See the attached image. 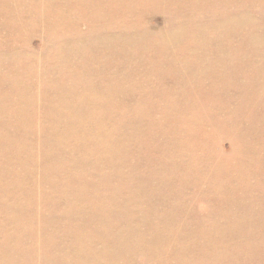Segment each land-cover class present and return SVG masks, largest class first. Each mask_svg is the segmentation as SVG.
<instances>
[{"label": "rangeland", "instance_id": "374dc122", "mask_svg": "<svg viewBox=\"0 0 264 264\" xmlns=\"http://www.w3.org/2000/svg\"><path fill=\"white\" fill-rule=\"evenodd\" d=\"M110 1L114 2L113 8L117 10L114 18L109 16L111 11L107 10L105 0L94 2L89 9L86 7L87 10L85 7H77L74 0H0V264L4 261L6 263L3 264H12V261H17L15 264H26L27 261L28 264H264V194H260L264 193V77L255 75L254 78L251 72L254 70L252 62L264 65V0H213L214 3L211 0H123L118 7L115 2L120 0ZM198 1H203V4ZM189 4H192L193 10ZM98 5L104 11L97 10ZM181 6L182 9L179 8ZM196 7L199 8L195 9ZM60 8L63 9L60 11ZM198 9L201 11L197 12ZM20 10L30 14L31 18L24 20L19 29L9 21ZM109 18L111 22L107 21ZM222 25L232 29L231 35L220 37L221 32L218 34L217 30ZM6 29L15 31L7 32ZM150 29L155 33L150 32ZM123 31L127 35L122 34ZM170 32H176L174 35L178 39L176 42L173 40L174 43L166 38ZM134 38L138 39L133 40ZM145 40H148L147 43ZM223 44L233 51L225 53L229 49H223ZM94 47L106 50H102L94 58ZM124 47L126 54L118 53L117 49ZM134 48H138L137 51ZM111 51V54L108 53ZM141 51L142 57L139 58L137 53ZM180 52L186 54L185 58L191 66L199 63L205 67V77L193 75L189 78L183 75L179 59L176 58V54ZM116 56H119L118 60ZM120 57L125 58L124 61ZM104 60L107 61L105 66L102 64ZM68 61L69 65L65 64ZM140 63H144V67ZM136 64L140 65L136 67ZM105 69L108 72L110 70L109 76ZM132 69L135 71L134 78L127 74H133ZM150 70L156 71V75L154 72L149 74ZM14 71H19L20 76H16ZM140 71H144L143 75ZM101 73L104 74L101 79L105 80L107 76V81L100 79ZM110 77H115L114 80L121 78L116 81L124 88L122 85L120 88L112 78L110 83ZM253 78V83L246 80ZM99 82L103 84L98 86ZM189 82L200 83L204 87L190 89ZM31 83L35 85L33 94L28 90ZM257 84L263 88L252 87ZM93 85L99 91H93ZM217 85L223 89L215 91ZM89 93L94 98L99 94L97 99L105 101L99 111L104 120L107 118L106 122L102 119L105 124L102 125V121L98 123L96 118V125L99 124L101 131L95 125V118L92 119L96 113L95 106L87 105V118L82 112H78L82 108L79 107V102H93ZM152 96L157 98L155 106L147 104V97ZM182 96L184 106L187 107L185 109L191 110V113L185 111ZM123 105L129 109H119ZM133 105L135 109L132 108ZM171 105L174 111L170 109ZM176 106L182 107L184 111L176 109ZM115 108L119 111L117 109L115 112ZM177 110L182 112L179 118L174 117ZM99 118L100 121L101 117ZM196 120L202 121L200 123ZM113 124L118 127L114 129ZM92 126L95 131H92ZM193 126L198 127L197 135L191 131ZM86 127L89 129H85ZM90 128L92 132H89ZM106 128L110 131L107 132ZM172 128L178 129L174 131ZM162 130L170 133L166 131L161 134ZM105 132L111 134L107 135ZM170 134L172 135L169 136ZM163 135L166 136L162 137ZM175 135L177 138L180 135L178 140L182 136L180 141H184L175 143L176 147L172 143L174 140H171ZM98 136L106 140L103 141ZM164 138L165 142L170 138L167 144L161 141ZM105 141L108 144L111 141L112 144L110 150L106 149V154ZM184 143L190 147L186 148ZM99 144L104 150L99 148ZM169 146L173 149H168ZM148 151L154 152L153 157ZM155 153H161L162 159L167 158L168 153L171 158L175 154L174 165H189V170L184 173L187 176L186 182L178 183L170 175H157L164 169L167 171L168 164L166 159L163 161ZM91 154L93 155L90 156ZM147 157L149 161L146 160ZM86 159L89 161L86 162ZM144 161L147 162L142 165L141 162ZM142 171L144 175L140 174ZM144 176L148 178L145 180ZM168 182L169 185H166ZM170 183H174L173 188ZM160 184L164 186L161 187ZM182 184L184 185L181 186ZM146 185L149 187L144 196L145 192L142 195V191L147 190ZM155 186H158L157 189ZM179 187L182 188L181 192ZM164 189L168 193L171 189V193H166ZM176 191L182 193V196ZM163 193L169 197L166 196V199ZM170 195H175V198L177 196V202ZM183 197L186 198L183 200ZM169 199H173L170 204ZM174 201L182 207L174 205ZM146 205L152 212H148ZM153 212L159 215L156 216ZM162 213L163 218L159 219ZM20 221L23 226L19 225ZM152 223L155 227L149 225ZM25 226H29V229L33 226L36 231L27 234L28 231L24 232L27 229ZM107 240L110 245L112 243L111 246ZM60 242L68 243L63 245Z\"/></svg>", "mask_w": 264, "mask_h": 264}, {"label": "bare ground", "instance_id": "6f19581e", "mask_svg": "<svg viewBox=\"0 0 264 264\" xmlns=\"http://www.w3.org/2000/svg\"><path fill=\"white\" fill-rule=\"evenodd\" d=\"M1 1H2V0H1ZM9 1H10V0H9ZM23 1H24V0H23ZM44 1H45V0H44ZM50 1H51V0H50ZM74 1H75V4H76L77 7H79V8H80V7H85V10H87L86 7L89 9L90 6H93L94 2L103 1V0H74ZM105 1L107 2V10L111 11V14H110L109 16L112 17V18L116 17V16H117V10L113 8V3H114V2H111L110 0H105ZM124 1H125V0H124ZM164 1H165V0H164ZM186 1H187V0H185V2H186ZM203 1H204V0H203ZM203 1H202V2H201V1L199 2V1H198V2L203 4ZM211 1H213V0H211ZM215 1H216V0H215ZM223 1H224V0H223ZM223 1H221V2H223ZM228 1H230V0H228ZM228 1H227V2H228ZM241 1L243 2V0H241ZM122 2H123V0H120V2H115V3L117 4V7H118V5H119V4H122ZM172 2H173V1H172ZM183 2H184V1H183ZM190 2H191V1H190ZM198 2H197V3H198ZM204 2H205V1H204ZM216 2H217V1H216ZM233 2H234V0H233ZM181 3H182V2H181ZM213 3H214V1H213ZM15 4H17V3H15ZM171 4H172V3L170 2V5H171ZM202 4H201V5H202ZM2 5H3V4H2ZM59 5H60V4H59ZM170 5H169V6H170ZM173 5H174V4H173ZM185 5H186V4H185ZM191 5H192V4H189V7H190V9L193 10V7H191ZM195 5H196V3H195ZM197 5H199V4H197ZM64 6H65V5H64ZM67 6H68V4H67ZM187 6H188V4H187ZM57 7H58V6H57ZM173 7H175V6H172V8H173ZM189 7H188V8H189ZM2 8H3V7H2ZM179 8L182 9V6L179 7ZM183 8H184V7H183ZM188 8H187V10H188ZM197 8H199V7H196L195 9H197ZM200 8H201V6H200ZM13 9H14V8H13ZM61 9H63V8H60V11H61ZM83 9H84V8H83ZM184 9L186 10V8H184ZM195 9H194V10H195ZM78 10H80V9H78ZM97 10H103V11H104V9L101 7V5H98V6H97ZM130 10H131V9H130ZM134 10H135V9H134ZM173 10H174V9H173ZM177 10H179V9H177ZM68 11H69V10H68ZM76 11H77V10H76ZM170 11H171V10H170ZM199 11H201V10L198 9L197 12H199ZM46 12H47V11H46ZM100 12H101V11H100ZM100 12H99V14H100ZM173 12H176V10L173 11ZM178 12H179V11H178ZM180 12H183V10H182V11L180 10ZM185 12H186V11H185ZM185 12H184V13H185ZM188 12H189V10H188ZM195 12H196V11H195ZM195 12H194V13H195ZM32 13H33V12H32ZM44 13H45V12H44ZM51 13H52V10H51ZM85 13H86V12H85ZM89 13H90V12H89ZM60 14H61V13H60ZM66 14H67V13H66ZM90 14H91V13H90ZM125 14H126V13H125ZM179 14H180V13H179ZM186 14H187V12H186ZM190 14H193V12L190 13ZM190 14H189V15H190ZM45 15H46V13H45ZM47 15H48V13H47ZM94 15H95V13H94ZM94 15H93V16H94ZM120 15H121V14H120ZM181 15H182V14H181ZM187 15H188V14H187ZM9 16H10V15H9ZM65 16H66V15H65ZM79 16H81V15H79ZM91 16H92V14H91ZM95 16H98V18H99V15H95ZM95 16H94V17H95ZM102 16H103V15H102ZM102 16H101V17H102ZM126 16H127V15H126ZM230 16H231V15H230ZM118 17H120V16H118ZM243 17H244V16H243ZM247 17H249V16H247ZM247 17H245V19H246ZM29 18H31L30 14H28L27 12H25V11H23V10H20V11H18L15 15H12V16L10 17V21H9V22L12 23L15 27H18V28L20 29V28H21V25H22V23H23V21L26 20V19H29ZM84 18H85V17H84ZM122 18H123V17H122ZM124 18H125V17H124ZM241 18H242V17H241ZM241 18H240V19H241ZM91 19H93V18H91ZM91 19H90V20H91ZM96 19H97V18H96ZM100 19H101V18H100ZM104 19H105V18H104ZM230 19H231V18H230ZM78 20H80V19H78ZM88 20H89V19H88ZM109 20H110V21H109ZM116 20H117V19H116ZM116 20H115V22H117ZM123 20H124V19H123ZM129 20H130V19H129ZM129 20H128V21H129ZM249 20H250V19H249ZM84 21H85V19H84ZM96 21H98V20H96ZM96 21H95V22L93 21V22L96 23ZM101 21H102V20H101ZM101 21H100V22H101ZM107 21L111 22V19L109 18ZM251 21H252V20H251ZM112 22H113V20H112ZM126 22H127V21H126ZM235 22H236V20H235ZM235 22H233V23H235ZM243 22H244V21H243ZM67 23H68V22H67ZM71 23H72V22H71ZM75 23H77V22H75ZM107 23H108V22H107ZM107 23H106V24L103 23V24H104V25H108ZM129 23H130V22H129ZM129 23H128V24H129ZM132 23H133V22H132ZM134 23H135V22H134ZM228 23H230V22H228ZM241 23H242V22H241ZM244 23H245V22H244ZM248 23H249V22H248ZM68 24H69V23H68ZM79 24H80V23H79ZM86 24H87V23H86ZM91 24H92V21H91ZM91 24H90V25H91ZM110 24H111V23H110ZM110 24H109V25H110ZM124 24H125V23H124ZM126 24H127V23H126ZM126 24H125V25H126ZM246 24H247V23H246ZM250 24H252V23H250ZM73 25H74V24H73ZM88 25H89V23H88ZM100 25H101V24H100ZM229 25H230V24H229ZM236 25H237V24H236ZM252 25H253V24H252ZM98 26H99V25H98ZM122 26H123V25H122ZM128 26H129V25H128ZM131 26H132V24H131ZM131 26H130V27H131ZM185 26H186V25H185ZM185 26H184V27H185ZM211 26H212V25H211ZM234 26H235V25H234ZM245 26H246V25H245ZM107 27H109V26H107ZM107 27H106V28H107ZM112 27H113V26H112ZM118 27H119V26H118ZM67 28H69V27H67ZM78 28H79V27H78ZM78 28H77V29H78ZM95 28H97L96 25H95ZM102 28H104V27H102ZM110 28H111V26H110ZM138 28H140V26H139ZM199 28H200V27H199ZM242 28H243V27H242ZM91 29H93V27H92ZM203 29H204V28H203ZM209 29H210V28H209ZM248 29H249V28H248ZM97 30H98V29H97ZM114 30H115V29H114ZM118 30H119V29H118ZM137 30H138V29H137ZM150 30H151V29H150ZM201 30H202V28H201ZM201 30H200V31H201ZM216 30H217V29H216ZM216 30H215V33H216ZM6 31H7V32H12V31H15V30H12V29H6ZM80 31H81V30H80ZM89 31H90V30H89ZM91 31H92V30H91ZM127 31H128V30H127ZM141 31H142V30H141ZM143 31H144V30H143ZM197 31H198V30H197ZM244 31H245V29H244ZM246 31H247V30H246ZM123 32H124V31H123ZM130 32H131V31H130ZM150 32H154V31L151 30ZM172 32H173V31H172ZM220 32H221V33H220ZM154 33H155V32H154ZM175 33H176V32H174V34H175ZM177 33H178V32H177ZM195 33H196V32H195ZM195 33H194V34H195ZM197 33H198V32H197ZM205 33H206V32H205ZM217 33H218V34L220 33V37H227L228 35H231V33H232V29L226 28V27H224V26L222 25L221 28L217 30ZM113 34H115V33L113 32ZM122 34H126V33L124 32V33H122ZM122 34H121V35H122ZM128 34H129V33H128ZM131 34H132V33H131ZM174 34H172V33L170 32V33L166 36V38H167V39H170V40L173 42V40L175 41V40L178 39L177 37H175ZM182 34H184V33H182ZM189 34H190V33H189ZM245 34H247V33H245ZM248 34H249V33H248ZM126 35H127V34H126ZM149 35H150V34H149ZM152 35H153V34H152ZM152 35H151V36H152ZM190 35H191V34H190ZM251 35H252V34H251ZM69 36H70V35H69ZM119 36H120V34H119ZM151 36H150V37H151ZM162 36H163V35H162ZM162 36H161V37H162ZM173 36H174V37H173ZM177 36H179V33H178ZM180 36H181V34H180ZM194 36H195V35H194ZM201 36H202V35H201ZM248 36H249V35H248ZM101 37H102V36H101ZM147 37H148V36H147ZM161 37H160V38H161ZM183 37H184V36H183ZM188 37H189V36H188ZM195 37H196V36H195ZM217 37H218V36H217ZM258 37H259V36H258ZM258 37H256V38H258ZM148 38H149V37H148ZM162 38H163V37H162ZM248 38H249V37H248ZM118 39H119V38H118ZM137 39H138V38H134L133 40H137ZM150 39H151V38H150ZM150 39H149V41H151ZM152 39H153V38H152ZM163 39H164V38H163ZM196 39H197V38H196ZM198 39H200V38H198ZM213 39H214V38H213ZM245 39H246V36H245ZM251 39H252V38H251ZM254 39H255V37H254ZM79 40H80V39H79ZM79 40H77V41H79ZM140 40H142V39H140ZM161 40H162V39H161ZM222 40H223V39H222ZM225 40H228V39H225ZM233 40H234V39H233ZM256 40H258V39H256ZM256 40H255V41H256ZM260 40L263 41V39H261V38H260ZM122 41H123V40H122ZM145 41H146V40H145ZM147 41H148V40H147ZM147 41H146V43H147ZM236 41H237V40H236ZM241 41H242V40H241ZM245 41H246V40H245ZM75 42H76V41H75ZM83 42H84V41H83ZM83 42H82V43H83ZM95 42H96V41H95ZM111 42H112V40H111ZM137 42H138V41H137ZM153 42H155V41L153 40ZM175 42H176V41H175ZM192 42H194V41H192ZM222 42H223V41H222ZM224 42H225V41H224ZM224 42H223V43H224ZM246 42H247V41H246ZM60 43H61V42H60ZM62 43H64V42H62ZM69 43H70V42H69ZM69 43H68V44H69ZM100 43H103V42H100ZM106 43H107V42H106ZM109 43H110V42H109ZM116 43H117V42H116ZM118 43H119V42H118ZM122 43H123V42H122ZM127 43H128V42H127ZM142 43H144V42H142ZM142 43H141L140 45H142ZM173 43H174V42H173ZM232 43H233V42H232ZM237 43H238V42H237ZM259 43H260V42H258V44H259ZM263 43H264V42H263ZM65 44H66V43H65ZM70 44H72V43H70ZM124 44H125V43H124ZM158 44H159V43H158ZM158 44H157V46H158ZM163 44H164V43H163ZM175 44H176V43H175ZM244 44H245V43H244ZM255 44H257V42H256ZM57 45H59V44H57ZM92 45H93V44H92ZM96 45H97V44H96ZM108 45H109V44H108ZM111 45L114 46V44H111ZM126 45H127V44H126ZM128 45H129V44H128ZM136 45H137V44H136ZM145 45H146V44H145ZM148 45H149V43H148ZM169 45H170V44H169ZM173 45H174V44H173ZM194 45H195V44H194ZM232 45H233V44H232ZM241 45H242V44H241ZM38 46H39V45H38ZM38 46H37V47H38ZM60 46H61V45H60ZM60 46H59L58 48H60ZM101 46H102V45H101ZM109 46H110V45H109ZM120 46H122V44H120ZM124 46H125V45H124ZM129 46H130V45H129ZM134 46H135V45H133V47H134ZM142 46H143V45H142ZM149 46H150V45H149ZM153 46H155V45H153ZM160 46H162V45H161V42H160ZM163 46H164V45H163ZM199 46H200V45H199ZM258 46H260V45H258ZM61 47H62V46H61ZM115 47H117L116 44H115ZM118 47H119V46H118ZM130 47H131V46H130ZM139 47H140V46H139ZM139 47H138V48H139ZM169 47H171V46H169ZM172 47H173V46H172ZM215 47H216V46H215ZM223 47H224L223 49H229L228 51H224L225 53H229V54H230V53L233 51L232 48H231V49H230V48H227V47H225L224 44H223ZM235 47H236V46H235ZM247 47H248V46H247ZM256 47H257V45H256ZM98 48H99V46H98ZM98 48L96 49V48L94 47V49H96V50L92 53V55H93L92 57L95 58V57H96L99 53H101V51L103 50V47H102V50H98ZM138 48H137V49H138ZM142 48H143V47H142ZM142 48H141V49H142ZM154 48H155V47H154ZM263 48H264V47H263ZM37 49H38V48H37ZM60 49H61V48H60ZM63 49H64V48H63ZM65 49H66V45H65ZM65 49H64V50H65ZM94 49H93V50H94ZM113 49H114V48H113ZM130 49H131V48H130ZM135 49H136V48H134L133 50H135ZM137 49H136V51H137ZM152 49H153V48H152ZM161 49H162V48H161ZM169 49H170V48H169ZM255 49H256V48H255ZM105 50H106V49H105ZM105 50H103V51H105ZM108 50H109V48H108ZM114 50H115V49H114ZM117 50H119L118 53H123V54L125 53V54H126V47H124V48H120V49H117ZM117 50H115V51H117ZM133 50H132V52H133ZM192 50H193V49H192ZM215 50H216V49H215ZM243 50H244V49H242V51H243ZM18 51H19V50H18ZM57 51H58V50H57ZM65 51H66V50H65ZM127 51H128V50H127ZM136 51H134L135 54H136ZM165 51H166V50H165ZM165 51H164V52H165ZM169 51H170V50H169ZM219 51H220V50H219ZM248 51H249V49H248ZM142 52H143V51H141L140 53H139V52L137 53L138 56H140L139 58L142 57V55H140ZM146 52H147V51H146ZM150 52H151V51H150ZM152 52H153V51H152ZM215 52H216V51H215ZM221 52H222V51H221ZM250 52H251V51H250ZM102 53H103V52H102ZM105 53H106V52H105ZM108 53L111 54L112 51H111V52H108ZM170 53H172V52H170ZM252 53H253V52H251V54H252ZM103 54H104V53H103ZM114 54H115V52H114ZM131 54H132V53H131ZM131 54H130V55H131ZM147 54H148V53H147ZM183 54H184V56H183ZM30 55H31V54H30ZM118 55H119V54H118ZM120 55H122V54H120ZM128 55H129V53H128ZM132 55L135 57L134 53H133ZM166 55H167V53H166ZM185 55H186L185 53H182V54H181V52L176 54V58H177V60L179 59L178 61H179L180 65H181V69H182L183 75L185 74V75L188 76L189 78H191L193 75H196V76H199V77H202V78L205 77V76L203 75V71H205V67L201 66L199 63H198L197 66H195V65H193L194 67L191 66L192 64L187 62V60H186V58H185ZM28 56H29V55H28ZM28 56H26V58H27ZM31 56H32V55H31ZM100 56H103V55L101 54ZM123 56H125V55H123ZM144 56H145V55H144ZM144 56H143V58H144ZM170 56H171V54L169 55V58H170ZM263 56H264V55H263ZM81 57H82V56H81ZM92 57L89 58L90 63H91V60H90V59H92ZM97 57H98V56H97ZM116 57H117V56H116ZM128 57H130V56H128ZM136 57H137V55H136ZM136 57H135V58H136ZM163 57H164V60H165V56H163ZM34 58H35V57H34ZM109 58H110V57H109ZM113 58H114V57H113ZM118 58H119V56L117 57V60H118ZM120 58H121V57H120ZM126 58H127V57H126ZM169 58H168V59H169ZM256 58H257V57H256ZM98 59H99V58H98ZM121 59H122V58H121ZM121 59H120L119 61H121ZM123 59H125V58H123ZM123 59H122V60H123ZM130 59H131V58H130ZM130 59H129V60H130ZM172 59H174V58H172ZM259 59H260V58H259ZM9 60H11V59L9 58ZM12 60H13V59H12ZM23 60H24V59H23ZM65 60H66V59H65ZM93 60H94V59H93ZM96 60H97V58H96ZM99 60H101V59H99ZM114 60H115V59H114ZM114 60H113V61H114ZM133 60H134V59L132 58V61H133ZM141 60H142V59H141ZM86 61H88V60H86ZM97 61H98V60H97ZM105 61H106V60H104V63H105V64L102 63L103 66L106 65V62H107V61H106V62H105ZM108 61H110V60H108ZM115 61H116V60H115ZM123 61H124V60H123ZM127 61H128V59H127ZM127 61H126V62H127ZM132 61H131V62H132ZM136 61H138V59H137ZM136 61H135V62H136ZM170 61H171V60H170ZM170 61H169V62H170ZM101 62H102V61H101ZM110 62H111V61H110ZM121 62H122V61H121ZM126 62H125V63H126ZM131 62H129V63H131ZM162 62H164V61L162 60ZM171 62H173V61H171ZM200 62H203V61H200ZM261 62H262V61H261ZM4 63H5V62H4ZM32 63H34V62H32ZM58 63H60V62H58ZM67 63H68V65H69V61L66 62L65 64H67ZM85 63H86V62H85ZM93 63H94V62H93ZM95 63H96V62H95ZM111 63H113V62H111ZM117 63H118V61H117ZM119 63H120V62H119ZM119 63H118V64H119ZM123 63H124V62H123ZM129 63H128V64H129ZM137 63H139V61H138ZM141 63H142V62H141ZM141 63H140V64H141ZM249 63H250V62H249ZM30 64H31V63H30ZM30 64H29V65H30ZM62 64H63V63H62ZM91 64H92V63H91ZM97 64H98V63H97ZM107 64L110 65L109 63H107ZM114 64H115V63H114ZM120 64H121V63H120ZM140 64H138V65L136 64L135 66L137 67V66H139ZM161 64H162V63H161ZM188 64H189L190 66H188ZM31 65H32V64H31ZM54 65H55V64H54ZM57 65H58V64H57ZM95 65H96V64H94V66H95ZM108 65H107V67H108ZM111 65H112V64H111ZM111 65H110V66H111ZM126 65H127V64H125V66H126ZM141 65H142V64H141ZM143 65H144V63H143ZM143 65H142V67H144ZM252 65H253V68H254V70H253V69L251 70V72L253 73L252 76L254 77L255 75H261L262 77H264V65H263L262 63L258 64V63H256V62H254V63L252 62ZM10 66H11V65H10ZM13 66H14V65L12 64L11 67H13ZM64 66H66V65H64ZM103 66H102V67H103ZM110 66H109V67H110ZM112 66H113V65H112ZM117 66H120V65H117ZM117 66H116V67H117ZM125 66H123V67L125 68ZM145 66H147V65H145ZM58 67H59V66H58ZM97 67H98V66H97ZM99 67H100V65H99ZM116 67H115V68H116ZM126 67H127V66H126ZM130 67H131V66H130ZM132 67H133V66H132ZM132 67H131V68H132ZM7 68H8V67H7ZM15 68H16V67H15ZM51 68H52V67H51ZM54 68H55V70H54V69H53V70L56 71V67H54ZM61 68H62V67H61ZM104 68H106V67H104ZM115 68H114V69H115ZM118 68H119V67H118ZM120 68H122V65H121ZM18 69H19V68H18ZM36 69H37V68H36ZM62 69H63V68H62ZM62 69H61V71H62ZM116 69H117V68H116ZM135 69H138V68H134V70H135ZM143 69H144V68H143ZM148 69H149V68H148ZM12 70H13V69H12ZM23 70H24V68H23ZM25 70H26V69H25ZM29 70H30V68H29ZM98 70H99V69H98ZM101 70H102V69H101ZM105 70H106V69H105ZM117 70H118V69H117ZM117 70H115L114 72H116ZM132 70H133V69H132ZM132 70H131V71H132ZM134 70L132 71L133 74H132V73H127V74H128V75L131 74L132 77H133L134 72H135ZM138 70H139V69H138ZM138 70H137V71H138ZM144 70H145V69H144ZM161 70H163V69H161ZM31 71H32V70H31ZM34 71H35V68H34ZM59 71H60V70H59ZM59 71H58V72H59ZM106 71H107V70H106ZM129 71H130V69H129ZM145 71H146V70H145ZM147 71H148V70H147ZM164 71H166V70H164ZM1 72H2V71H1ZM7 72H8V70H7ZM14 72H15V71H14ZM18 72H19V71H18ZM18 72H15L16 76H20V75H19L20 72H19V73H18ZM32 72H33V71H32ZM37 72H38V71H37ZM44 72H45V70H44ZM91 72H92V71H91ZM94 72H96V70H94ZM107 72H108V71H107ZM107 72H105V73H107ZM109 72H110V70H109ZM109 72H108V76H109ZM111 72H112V70H111ZM117 72H118V71H117ZM141 72H142V75H143V72H144V71H140V73H141ZM150 72H151V70H150ZM150 72H149V74H154L156 71L154 72V70H152V72H154V73H152V72L150 73ZM162 72H163V71H162ZM174 72H175V71H174ZM179 72H180V71H179ZM2 73H3V72H2ZM2 73H1V74H2ZM33 73H34V72H33ZM39 73H40V72H39ZM39 73H38V74H39ZM103 73H104V71H103ZM118 73H119V72H118ZM165 73H166V72H165ZM170 73H171V72H170ZM248 73H249V72H248ZM34 74H35V73H34ZM36 74H37V73H36ZM43 74H44V73H43ZM43 74H42L41 76H43ZM97 74H98V73H97ZM113 74H114V73H113ZM119 74H120V73H119ZM137 74H138V72H137ZM137 74L135 73V75H137ZM163 74H164V73H163ZM166 74H167V73H166ZM178 74H179V73H178ZM32 75H33V74H32ZM51 75H52V74H51ZM102 75H104V74H102V73L100 74V79H101ZM110 75H111V74H110ZM145 75H146V74H145ZM145 75H144V76H145ZM147 75H148V72H147ZM147 75H146L145 77H148ZM155 75H156V73H155ZM48 76H49V74H48ZM105 76H106V74H105ZM105 76H104V77H105ZM111 76H113V75H111ZM116 76H117V75H116ZM152 76H153V75H152ZM152 76H151V77H152ZM168 76H169V75H168ZM24 77H25V76H24ZM106 77H107V76H106ZM106 77H105V80H104V78H102L103 80H102V79H101V80H102V81H107V80H106ZM121 77H123V75H122ZM128 77H129V76H128ZM134 77H135V76H134ZM134 77H133V78H134ZM141 77H142V76H141ZM246 77H247V76H246ZM28 78H29V74H28ZM33 78H34V77H33ZM43 78H44V77H42V79H43ZM107 78H108V77H107ZM111 78L113 79V78H115V77H110V78H109V79H110V83H112V81H111L112 79H111ZM133 78H132V79H133ZM143 78H144V77H143ZM152 78H154V80H155V77H154V76H153ZM156 78H157V77H156ZM247 78H248V77H247ZM254 78H255V77H254ZM254 78H253V79H246V80L249 81V82H252V83H253V82H254ZM37 79H38V78H37ZM37 79H36V81H37ZM47 79H48V78H47ZM57 79H58V78H57ZM100 79H99V75H98V80H100ZM109 79H108V81H109ZM129 79H131V77H130ZM145 79H147V78H145ZM150 79H151V78H150ZM169 79H170V78H169ZM176 79H177V80H182V78H176ZM0 80H1V79H0ZM6 80H7V81H10V80L7 79V78H6ZM12 80H13V79H12ZM29 80H30V78H29ZM29 80H28V81H29ZM32 80H34V79H32ZM113 80H114V79H113ZM116 80L119 81V80H121V78H120V79H116ZM116 80H114V81H116ZM170 80H171V79H170ZM114 81H113V82H114ZM132 81H133V80H132ZM135 81H136V80H135ZM143 81H144V80H143ZM148 81H150V80L148 79ZM155 81H157V80H155ZM247 81H246V83H247ZM26 82H27V81H26ZM133 82H134V81H133ZM144 82H147V81H144ZM158 82H159V81H158ZM101 83L103 84V82H101ZM101 83L99 82V83H98V86H99V84H101ZM104 83H105V82H104ZM118 83H119V82H118ZM153 83H154V82H153ZM189 83H190V82H189ZM9 84H10V83H9ZM35 84H36V83H35ZM105 84H107V83H105ZM114 84H115V83H114ZM116 84H117V81H116ZM116 84H115V85H116ZM119 84H120V83H119ZM119 84H117V85L119 86ZM140 84H143V83H140ZM147 84L149 85V83H147ZM183 84H184V82H183ZM10 85H11V84H10ZM33 85H34V84L31 83V84H30V87L28 88V90H29L32 94H33V92H34V87H33ZM107 85H108V84H107ZM121 85H122V84H121ZM121 85H120V86H121ZM148 85H147V86H148ZM150 85H152V84H150ZM5 86H7V83H6ZM34 86H35V85H34ZM120 86H119V87H120ZM136 86H137V84H136ZM143 86H144V85H143ZM143 86H142V87H143ZM155 86H156V85H155ZM1 87H3V86H1ZM91 87H92L93 91H94V89L97 88L95 85H93V86H91ZM100 87H101V85H100ZM105 87H106V85H105ZM115 87L117 88V86H115ZM139 87H140V86H139ZM186 87H187V86H186ZM189 87H190V89H196V88L199 89V88H203L204 86H203V84H200V83H199V84H198V83H190V84H189ZM227 87H228V86H227ZM252 87H254V88L258 87V88H260V89L263 88V87H260V85H258V84H257V85H252ZM10 88H11V87L9 86L8 89L10 90ZM101 88H103V87H101ZM120 88H121V87H120ZM122 88H124L123 85H122ZM143 88H144V87H143ZM187 88H188V87H187ZM233 88H234V87H233ZM244 88H245V87H244ZM248 88H249V87H248ZM1 89H3V88H1ZM4 89L6 90L7 87H5ZM4 89H3V91H4ZM8 89H7V90H8ZM90 89H91V88H90ZM157 89H158V87H157ZM221 89H223V88H222V87H219V85L215 86V91H217V90H221ZM236 89H237V88H236ZM236 89H235V90H236ZM252 89H253V88H252ZM7 90H6V91H7ZM96 90L99 91V89H96ZM207 90H208V89H207ZM229 90H230V89H229ZM240 90H241V89H240ZM242 90H243V89H242ZM100 91L102 92V89H101ZM104 91H105V90H104ZM104 91H103V93H104ZM238 91H239V90H238ZM208 92H209V91H208ZM234 92H235V91H234ZM239 92H240V91H239ZM92 93H93V92H92ZM98 93H99V92H98ZM240 93H241V92H240ZM248 93H249V92H248ZM83 94H84V93H82V95H83ZM86 94H87V93H86ZM89 94H90V93H89ZM45 95H46V94H45ZM80 95H81V94H80ZM90 95H91V94H90ZM98 95H99V94H98ZM98 95H97V98L99 97ZM108 95H109V94H108ZM225 95H226V94H225ZM243 95H244V94H243ZM105 96H106V95H105ZM169 96H170V95H169ZM251 96H252V95H251ZM101 97L104 98V96H102V95H101ZM131 97H132V96H131ZM180 97H181V95H180ZM216 97H217V96H216ZM245 97H246V96H245ZM91 98H92L93 102L83 101V102H79V103H78L79 107H82L80 110H78V112H82L83 115H84V117L87 118V117H88V113H87V111H85L86 109H88V108H87V105H93V106H95V112H96V113L92 116V119L95 118V122L98 120L97 122H98V123H101V121H102V119H103V117H102L103 114H100L99 111H100V110L102 109V107L105 105V101H103V100L100 101V98H99V99L94 98L92 95H91ZM132 98H133V97H132ZM184 98H185V97H184ZM218 98H219V97H218ZM230 98H232V97H230ZM95 99H97V101H96ZM182 99H183V96H182ZM216 99H217V98H216ZM98 100H99V101H98ZM26 101H27V100H26ZM130 101H131V100H130ZM182 101L184 102V99H183ZM194 101H195V100H194ZM219 101H221V100L219 99ZM120 102L123 103V101H120ZM156 102H157V98H156L155 96L147 97V104H148V105H150V106H155V105H156ZM179 102H181V101H179ZM216 102H218V99H217ZM250 102H251V101H250ZM253 102H254V101H253ZM257 102H258V101H257ZM49 103H50V102H49ZM55 103H56V102H55ZM114 103H115V102H114ZM159 103H160V102H159ZM159 103H158L157 105H159ZM174 103L177 104V102H174ZM186 103H187V102H186ZM197 103H198V101H197ZM258 103H260V102H258ZM126 104H127V103H126ZM126 104L124 103V105H126ZM128 104H129V102H128ZM160 104H161V103H160ZM218 104H219V103H218ZM260 104H261V103H260ZM116 105H118V102H117ZM121 105H122V104H121ZM124 105H123V108H119V109H123V110H125L124 108H125L126 106L124 107ZM129 105H130V104H129ZM169 105H170V104H169ZM173 105H175V104H173ZM184 105H185V102L183 103V106H184ZM66 106H67V105H66ZM130 106H132V104H131ZM252 106H253V105H252ZM117 107H118V106H117ZM119 107H122V106H119ZM171 107H172V105H171ZM171 107H170V109H173V111H174V108H173V107L171 108ZM176 107H177V106H176ZM189 107H190V105H189ZM224 107H226V106H224ZM262 107H263V106H262ZM85 108H86V109H85ZM126 108L129 109L128 106H127ZM132 108L135 109L134 105H133ZM161 108H162V107H161ZM165 108H166V107H165ZM167 108H169V107H167ZM178 108H181V109H182V107H180V106H178L176 109H178ZM185 108H187V107L184 106V109H185ZM117 109H118V108H117ZM117 109L115 108V112H116ZM119 109H118V111H119ZM170 109H168V110H170ZM181 109H180V110H181ZM131 110H132V109H131ZM157 110H158V109H157ZM162 110H163V108H162ZM180 110H177L176 113L174 112V113H175V116H174V117H178V118H179V116L182 115V112H181V111H182L183 109H182L181 111H180ZM195 110H196V109H195ZM224 110H225V109H224ZM126 111H127V110H126ZM126 111H125V112H126ZM133 111H134V110H133ZM159 111H161V110H159ZM163 111H165V109H164ZM183 111H184V110H183ZM185 111H186V112L189 111V113L192 112L191 110H188V109H185ZM190 111H191V112H190ZM197 111H199V110H197ZM200 111H201V110H200ZM228 111H229V110H228ZM115 112H114V114H116ZM121 112H123V111H121ZM125 112H124V113H125ZM128 112H130V110H128ZM128 112H127V113H128ZM170 112H171V111H170ZM163 113H164V112H163ZM168 113H169V112H168ZM174 113H173V114H174ZM183 113H184V112H183ZM193 113L195 114V111H193ZM193 113H192V115H193ZM225 113H227V111H226ZM114 114H112V115H114ZM119 114H120V113H119ZM119 114H118V115H119ZM128 114H129V113H128ZM164 114H165V113H164ZM169 114H171V113H169ZM186 114H187V113H186ZM126 115H127V114H126ZM129 115H130V114H129ZM196 115H198V113H197ZM172 116H173V115H172ZM183 116H184V115H183ZM187 116H188V115H187ZM99 117H101V120H100V121H99V119H100ZM105 117H107V116L105 115ZM110 117H111V116H109V118H110ZM112 117H113V116H112ZM114 117H115V116H114ZM114 117H113V118H114ZM170 117H171V116H170ZM191 117H192V116H191ZM96 118H97V120H96ZM184 118H185V117H184ZM197 118H198V117H197ZM248 118H249V117H248ZM106 119H107V118H105V120H104V119H103V120L106 122ZM189 119H192V118H189ZM194 119H196V118H194ZM237 119H238V118H237ZM108 120H109V119H108ZM108 120H107V121H108ZM177 120H178V119H177ZM179 120H180V119H179ZM192 120H193V119H192ZM104 121H102V123H101L102 125H103ZM110 121H111V120H110ZM180 121L182 122V120H180ZM198 121L201 123L202 120H198ZM198 121L196 120V122H198ZM95 122L93 121L92 123H95ZM97 122L95 123V125L97 124ZM177 122H178V121H177ZM177 122H176V124H177ZM194 122H195V121H194ZM92 123H91V124H92ZM185 123H186V122H185ZM200 123H199V127H200ZM19 124H20V123H19ZM88 124H89V123H88ZM104 124H105V123H104ZM178 124H180V123H178ZM182 124L184 125L183 122H182ZM205 124H206V123H205ZM89 125H90V124H89ZM102 125H101V126H102ZM118 125H119V123H118ZM118 125H116V126L118 127ZM190 125H191V123H190ZM194 125H196V124H194ZM197 125H198V124H197ZM87 126H88V125H87ZM122 126H123V125H122ZM181 126H182V125H181ZM90 127H91V125H90ZM92 127H93V126H92ZM96 127L98 128V127H99V124H98V126L96 125ZM112 127H113V128L115 127L114 124H113ZM117 127H115V128H117ZM119 127H121V126H119ZM123 127H124V126H123ZM179 127H180V126H178V128H179ZM87 128H88V127H86L85 129H87ZM93 128H94V130L92 129V131H95V127H93ZM102 128H103V126H102ZM102 128H101V129H102ZM109 128H110V127H109ZM109 128H108V129L106 128V129H107V132H108ZM115 128H114V129H115ZM178 128H176L175 130H177ZM200 128H201V127H200ZM237 128H238V127H237ZM83 129H84V127H83ZM88 129H89V128H88ZM120 129H121V128H120ZM180 129H181V127H180ZM202 129H203V127H202ZM205 129H206V128H205ZM239 129H240V128H239ZM239 129H238V130H239ZM241 129H242V128H241ZM98 130H100V127H99ZM98 130H96V132H97ZM104 130H105V129H104ZM111 130H112V129H111ZM125 130H126V129H125ZM125 130H124V131H125ZM168 130H169V129H168ZM172 130H174V128H172ZM175 130H174V131H175ZM182 130H183V129H182ZM189 130H190V129H189ZM242 130H243V129H242ZM64 131H65V130H64ZM82 131H83V130H82ZM84 131H88V130H84ZM90 131H91V128H90L89 132H90ZM92 131H91V132H92ZM100 131H101V130H100ZM100 131H99V132H100ZM105 131H106V130H105ZM109 131H110V130H109ZM117 131H118V130H117ZM117 131H114V132H117ZM121 131H122V130H121ZM166 131H167V130H166ZM166 131L162 130L160 133L163 134L162 132H164V134H165ZM191 131H192L193 133L196 134V133L198 132V127L193 126V127L191 128ZM204 131H205V130H204ZM206 131H207V129H206ZM62 132H63V131H62ZM62 132H61V133H62ZM96 132H95L94 134H96ZM103 132H104V131H102V135H104ZM118 132H119V131H118ZM167 132H169V131H167ZM186 132H187V131H186ZM64 133H65V132H64ZM83 133H85V132H83ZM97 133H98V132H97ZM105 133H106V132H105ZM157 133H158V132H157ZM160 133H159V134H160ZM169 133H170V132H169ZM171 133H172V131H171ZM176 133H177V131H176ZM181 133H182V132H180L179 134L181 135ZM106 134L108 135L109 133H106ZM110 134H111V133H110ZM110 134H109V135H110ZM112 134H115V133H112ZM167 134H168V133H167ZM167 134H166V135H167ZM172 134L174 135V132H173ZM172 134H170L169 136H171ZM186 134H187V133H186ZM186 134H185V135H186ZM203 134H204V133H203ZM209 134H210V133H209ZM98 135H99V133H98ZM166 135H163L162 137H165ZM180 135L178 136V138L180 137ZM185 135H184V136H185ZM196 135H197V134H196ZM205 135H206V134H205ZM100 136H101V133H100ZM104 136H105V135H104ZM104 136H102V137H104ZM160 136H161V135H160ZM169 136H168V137H169ZM192 136H193V135H192ZM202 136H203V135H202ZM98 137H99V136H98ZM111 137H114V136H111ZM111 137H110V138H111ZM208 137H209V136H208ZM99 138H101V137H99ZM106 138H107V137H106ZM108 138H109V137H108ZM108 138H107V139H108ZM110 138H109V139H110ZM116 138H117V137H116ZM159 138H160V137H159ZM159 138H158V141H159ZM175 138H176L177 140H176ZM178 138H177V135H175L174 139H171V140H174V141H172V143H174V144H173L174 146H175V143H178V144H180V142L182 143L183 140L180 141V139L182 138V136H181V138H180L179 140H178ZM186 138H187V136H186ZM186 138H183V139H186ZM196 138H197V136H196ZM101 139H102V140H103V139L106 140L105 138H101ZM101 139H99V141H101ZM112 139H114V138H112ZM169 139H170V138H168L167 140L169 141ZM104 140H103V141H104ZM154 140H155V139H154ZM187 140H188V139H187ZM205 140H206V139H205ZM205 140H204V141H205ZM103 141H102V142H103ZM111 141H113V140H111ZM111 141H110V144H108L109 142H106V141H105L108 145H107L106 143H104V144H106V146H104V148H105L104 154H106V149H107V150H110V149H111V145H112V144H111ZM158 141H157V143H158ZM161 141H164L163 143H166V144H167V142H168V141L165 142V138H164L163 140H161ZM177 141H178V142H177ZM183 142H184V141H183ZM198 142H199V140H198ZM198 142H197V143H198ZM113 143H114V142H113ZM115 143H116V142H115ZM157 143H155V144H157ZM172 143H171V144H172ZM189 143H190V142H189ZM201 143L203 144V142H201ZM118 144H119V143H118ZM171 144H170V146H171ZM205 144H206V143H205ZM102 145H103V143H102ZM115 145H116V144H115ZM120 145H121V144H120ZM184 145H185V143H184ZM191 145H193V146L195 147L194 144L191 143ZM206 145H207V144H206ZM156 146H157V145H156ZM164 146H166V145H164ZM164 146H162V148H163ZM170 146H169L168 149H170V148L173 149V147H170ZM100 147H101V145L99 144V148H100ZM102 147H103V146H102ZM102 147H101V149L104 150ZM120 147H121V146H120ZM166 147H168V145H167ZM175 147H176V146H175ZM177 147H178V146H177ZM185 147L188 148V147H190V146L187 144V145H185ZM258 147H259V146H258ZM258 147H257V148H258ZM153 148H154V147H153ZM153 148H151V149H153ZM157 148H160V147H157ZM179 148H180V147H179ZM179 148H177V149H179ZM101 149H100V150H101ZM160 149H161V148H160ZM160 149H158V150H160ZM180 149L182 150V148H180ZM102 150H101V151H102ZM154 150H155V149H154ZM156 150H157V149H156ZM174 150H175V149H174ZM188 150H189V149H188ZM191 150H192V149H191ZM160 151H162V150H160ZM199 151H200V150H199ZM246 151H247V150H246ZM107 152H108V151H107ZM148 152H150V151H148ZM152 152H153V151L150 152V153H151V156H152ZM158 152H159V151H158ZM167 152H168V150H167ZM173 152H174V151H173ZM173 152H172V153H173ZM248 152H249V151H248ZM102 153H103V151H102ZM150 153H148V155H150ZM153 153H154V152H153ZM174 153H175V152H174ZM181 153H182V152H181ZM181 153H180V154H181ZM155 154H157V153H155ZM160 154H161V153H160ZM160 154L158 153L157 156L159 155V157H160V156H161ZM162 154H163L162 156L165 155V154H164V151H163ZM176 154H179V151H176ZM185 154H186V153H185ZM92 155H93V154H91L90 156H92ZM141 155H142V154H141ZM167 155H168V157L165 158L166 160H165L164 158L162 159V157H160V158H161L163 161L165 160V161L167 162V164H168V167H167L168 170L166 171V169H164L166 172L163 170L164 173L161 171V172L157 173V175H159V176H161V175H163V176H165V175H170V176H171L170 178L173 179V180H175V181H177L178 183H181L182 181H183V182H186L187 176L184 175V173H185V170H186V171L189 170V168H190V167H188L189 165L186 166V165H184V163L182 164V163L180 162V163H181L180 166H179V165L176 166V164L174 165V161H173V159H174L173 156H174L175 154H173L172 158H171V156L169 157V153H168ZM182 155H184V154L182 153ZM142 156H145V155H142ZM187 156H188V158L190 157V155H187ZM148 157H149V156H148ZM148 157L146 158V160L148 159ZM152 157H153V156H152ZM154 157H155V156H154ZM181 157H182V156H181ZM193 157H194V156H193ZM90 158L92 159V157H90ZM90 158H89V159H90ZM143 158H145V157H143ZM160 158H158V159H160ZM176 158H177V157H176ZM179 158H180V156L178 155V159H179ZM186 158H187V157H186ZM91 159H90V160H91ZM93 159H94V158H93ZM141 159H142V158H141ZM155 159H157V158H155ZM180 159H181V158H180ZM180 159H179V160H180ZM191 159H192V158H191ZM198 159H200V158H198ZM144 160H145V159H144ZM149 160H150V159H148V161H149ZM203 160H204V158H203ZM88 161H89V160L86 159V162H88ZM221 161H222V160H221ZM145 162H147V161H144L143 163L141 162V164H142V165H143V164L145 165ZM176 162H177V159H176ZM184 162H185V161H184ZM185 164H187V163L185 162ZM195 164H196V163H195ZM218 164H219V163H218ZM137 165H138V164H137ZM142 165H141V166H142ZM173 166H175V168H174ZM138 167H140V166L138 165ZM143 167H144V166H143ZM155 168H156V167H155ZM139 169H140V168H139ZM157 169H158V166H157ZM159 169H160V168H159ZM199 169H200V168H199ZM224 169H225V168H224ZM136 170H137V169H136ZM138 171H139V170H138ZM154 171H155V170H154ZM133 172H134V171H133ZM151 172H152V170H151ZM143 173H144V171H142V173H140V174L142 175ZM149 173H150V171H148V174H149ZM152 173H153V172H152ZM135 174H136V172H135ZM144 174H145V173H144ZM144 174H143V175H144ZM150 174H151V173H150ZM155 174H156V172H155ZM155 174H154V175H155ZM136 175H138V172H137ZM152 175H153V174H152ZM152 175H151V176H152ZM139 176H140V175H139ZM147 176H148V175H147ZM151 176H150V177H151ZM155 176H156V175H155ZM163 176H162V177H163ZM134 177H135V175H134ZM140 177H141V176H140ZM156 177H157V176H156ZM162 177H158V178H161V179H162ZM136 178H137V177H136ZM142 178H143V177H142ZM147 178H148V177H147ZM147 178H146V176H144V179H145V180H146ZM158 178H156V180H157V182H160V181H158V180H159ZM163 178H164V177H163ZM168 178H169V177H168ZM166 179H167V178H166ZM171 179H170V180H171ZM171 181H172V180H171ZM171 181H169V182H171ZM196 181H197V180H196ZM164 182H166V181H164ZM169 182H168V184L164 183V185H165V184H166V185H169ZM177 182H176V183H177ZM211 182H212V181H211ZM161 183H162V182H161ZM188 183H189V182H188ZM145 184H146V181H145ZM170 184L172 185V183H170ZM148 185H149V181H148ZM157 185H159V183H158ZM160 185H161V184H160ZM162 185H163V184H162ZM162 185H161V187H162ZM164 185H163V186H164ZM173 185H174V183H173ZM173 185L171 186L172 188H173ZM176 185H177V184H176ZM176 185H175V186H176ZM183 185H184V184H182L181 186H183ZM188 186H189V184H188ZM246 186H247V185H246ZM252 186H253V185H252ZM147 187H149V186L146 185V189H147V190H144V189H143V191H142V195H143V192H145L144 196L146 195V191H148V188H147ZM152 187H153V186H152ZM152 187H151V188H152ZM155 187H156V186H155ZM157 187H158V186H157ZM157 187H156V189H157ZM169 187H170V186H169ZM153 188H154V187H153ZM153 188H152V189H153ZM172 188H171V189H172ZM183 188H185V187H183ZM156 189H155V190H156ZM158 189L160 190V188H158ZM162 189H163V188H162ZM167 189H168V188H167ZM171 189H169V190H170L169 193H171ZM175 189H176V188H175ZM178 189H179L180 192H181V189H182V188L180 189V187H179ZM186 189H188V188H186ZM190 189H191V188H190ZM141 190H142V189H141ZM164 190H165V189H164ZM201 190H203V188H202ZM204 190H205V189H204ZM206 190H207V189H206ZM153 191H154V190H153ZM153 191H151V192L154 194ZM160 191L162 192V190H160ZM160 191H159V192H160ZM174 191H175V190H174ZM174 191H172V193H173ZM197 191H198V190H197ZM258 191H259V190H258ZM261 191H262V190H261ZM138 192H139V191H138ZM140 192H141V191H140ZM155 192H157V191H155ZM159 192L157 193V194H158V197H160V196H159V194H160ZM165 192L168 193V191H166V190H165ZM183 192H184V190H183ZM185 192H186V190H185ZM203 192H204V191H203ZM203 192H202V193H203ZM223 192H224V191H223ZM263 192H264V191H263ZM77 193H78V192H77ZM149 193H150V190H149V192L147 193V196H149V195H148ZM166 193H163V195L166 194ZM169 193H168V194H169ZM176 193L178 194L179 192L176 191ZM194 193H195V192H194ZM138 194H140V193H138ZM179 194H180V193H179ZM181 194H182V193H181ZM181 194H180V195H181ZM188 194H189V193H188ZM191 194H192V192H191ZM206 194H208V193H206ZM206 194H205V195H206ZM219 194H220V193H219ZM260 194H264V193H260ZM163 195H161V197H162ZM184 195H187V193L184 194ZM201 195H202V194H201ZM220 195L222 196V194H220ZM144 196H143V197H144ZM147 196H146V199L148 198ZM166 196L169 197L168 195H164L165 198H166ZM170 196H171V198L173 197L172 195H170ZM181 196H182V195H181ZM189 196H190V195H189ZM152 197H153V195H152ZM158 197H155V199L158 198ZM186 197H188V196H186ZM186 197H183V200H184V198H186ZM203 197H206V196H203ZM128 198H129V196H128ZM141 198H142V197H141ZM174 198H175V195H174L173 199H174ZM177 198H178V197L176 196V198H175V201H176V202H177V200H176ZM217 198H218V197H217ZM219 198H220V197H219ZM262 198H264V197L262 196ZM125 199H126V198H125ZM146 199H145V200H146ZM151 199H152V198H151ZM151 199H150V200H151ZM162 199H163V197H162ZM166 199H167V198H166ZM173 199H172V200H173ZM221 199H222V197H221ZM221 199H220V200H221ZM114 200H117V199H114ZM123 200H124V199H123ZM141 200H142V199H141ZM147 200H148V199H147ZM172 200L169 199V201H170L169 204L172 202ZM180 200L182 201L181 198H180ZM124 201H125V200H124ZM139 201H140V200H139ZM167 201H168V200H167ZM175 201H174V203H175ZM216 201H219V200L216 199ZM126 202H127V201H126ZM145 202H146V201H145ZM151 202H153V201H151ZM159 202H160V201H159ZM179 202H180V201H179ZM183 202H184V201H183ZM219 202H221V201H219ZM103 203H104V202H103ZM120 203H121V202H120ZM142 203H143V202H142ZM147 203H148V202H147ZM156 203H157V202H156ZM162 203H163V202H162ZM174 203H173V204H174ZM124 204H125V203H124ZM159 204H160V203H159ZM167 204H168V203H167ZM169 204H168V205H169ZM176 204H177V203H175L174 205H176ZM178 204H179V203H178ZM178 204H177V205H178ZM227 204H228V203H227ZM150 205H151V208H152V204H150ZM150 205H149V206H150ZM153 205H155V204L153 203ZM188 205H189V204H188ZM101 206H102V205H101ZM103 206H104V205H103ZM120 206H121V205H120ZM124 206H125V205H124ZM124 206H122V210H123V207H124ZM137 206H138V205H137ZM146 206H147V205H146ZM157 206H158V205H157ZM163 206H164V205H163ZM180 206H181V204H179V207H180ZM183 206H184V205H183ZM143 207H144V206H143ZM143 207H142L141 209H143ZM181 207H182V206H181ZM83 208H85V207H83ZM83 208H82V209H83ZM101 208L103 209V207H101ZM126 208H127V207H126ZM147 208H148V206H147ZM151 208H150V209H151ZM175 208H178V207L176 206ZM29 209H30V208H29ZM85 209H86V208H85ZM85 209H84V210H85ZM99 209H100V208H99ZM148 209H149V208H148ZM150 209L148 210V212H149V211L152 212ZM154 209H156L155 206H154ZM171 209H173V207H172ZM84 210H83V211H84ZM86 210H87V209H86ZM100 210H101V209H100ZM122 210H121V212H122ZM124 210H125V208H124ZM152 210H153V209H152ZM157 210H158V209H157ZM181 210H182V208L180 209L179 212H181ZM145 211L147 212V210H145ZM153 211H155V210H153ZM171 211L174 213L173 210H171ZM24 212H25V211H24ZM148 212L145 213V214L147 215ZM155 212H156V211H155ZM155 212H153L152 214H154ZM165 212H166V211H165ZM165 212H164V213H165ZM226 212H227V211H226ZM82 213H83V212H82ZM82 213H81V214H82ZM85 213H86V212H85ZM156 213H157V212H156ZM156 213H155V215H156ZM164 213H162L160 216H162ZM166 213H167V212H166ZM184 213H185V212H184ZM119 214H120V213H119ZM167 214H168V213H167ZM186 214L188 215V213H186ZM143 215H144V214H143ZM146 215H145V216H146ZM155 215H154V216H155ZM158 215H159V214H157L156 216H158ZM168 215H169V214H168ZM182 215H183V214H182ZM156 216H155V217H156ZM185 216H186V215H185ZM232 217H233V216H232ZM29 218H30V217H29ZM29 218H28V221H29ZM31 218H32V217H31ZM31 218H30V219H31ZM153 218H154V217H153ZM160 218H163V216H162V217H159V219H160ZM25 219H27V218H25ZM22 221H24L23 218H22ZM22 221H20L21 223H19V225L22 224ZM34 221H35V219H34ZM102 221H103V220H102ZM104 222H106V220H105ZM156 222H157V221H156ZM156 222H154V223H156ZM161 222H163V221H161ZM29 223H30V221H29ZM32 223H33V219H32ZM104 224H105V223H104ZM152 224H153V223H152ZM152 224H149V225H150V226H154V224H153V225H152ZM23 225H24V224H22V226H23ZM31 225H33V224H31ZM34 225H35V223H34ZM2 226H3V224H2ZM29 226H30V225H29ZM29 226H28V227H29ZM35 226H36V225H35ZM55 226H57V225L55 224ZM61 226H62V225H61ZM15 227H17V226L15 225ZM25 227H27V226H25ZM28 227H27L26 230H24V232H27V231H28L27 234H29V232H31V233L33 232V233H34V232L36 231V230H34V227H33V226L30 227L31 230H30ZM44 227H45V226H44ZM154 227H155V226H154ZM21 228H22V227H21ZM39 228H41V226H39ZM45 228H46V227H45ZM62 228H63V227H62ZM62 228H61V229H62ZM151 228H152V227H151ZM24 229H25V228H24ZM37 229H38V228H37ZM149 229H150V228H149ZM155 229H157V228H155ZM184 229H186V228H184ZM33 230H34V231H33ZM48 230H49V229H48ZM42 231H43V230H42ZM150 231H153V230L150 229ZM157 231H158V230H157ZM157 231H155V233H156ZM60 232H61V231H60ZM31 233H30V234H31ZM160 233H161V232H160ZM188 233H189V232H188ZM150 234H151V233H150ZM110 238H111V237H110ZM110 238H109V240H110ZM111 239H112V238H111ZM113 239H114V238H113ZM154 239H155V237H154ZM109 240H107L108 243L111 241V240H110V241H109ZM125 241L127 242V241H128V238H127V240H125ZM55 242H56V241H55ZM111 242L113 243L114 241L112 240ZM56 243H57V242H56ZM56 243H55V244H56ZM67 243H68V242H66L65 244H67ZM112 243H111V245H112ZM60 244L65 245L63 242H62V243L60 242ZM111 245H110V243H109V246H111ZM51 246H53V245H51ZM68 246H69V245H68ZM70 246H71V245H70ZM62 247H64V246H62ZM71 247H72V246H71ZM71 247H70V248L68 247V248L71 249ZM66 248H67V246H66ZM68 248H67V249H68ZM57 249H58V248H57ZM62 249H63V248H62ZM64 249H65V248H64ZM60 250H61V249H60ZM61 251H62V250H61ZM89 251H90V249H89ZM62 252H65V251H62ZM91 259H92V258H91ZM93 260H94V259H92V261H93ZM23 261H24V259H23ZM4 262H5V261H4ZM4 262H3V263H4ZM214 262H215V261H214ZM3 263H1V264H3ZM5 263H6V262H5ZM10 263H11V262H10ZM13 263H14V262L12 261V264H13ZM15 263H17V261H16ZM15 263H14V264H15ZM206 263H207V262H206ZM211 263H213V262H210V264H211ZM8 264H9V263H8ZM26 264H28V261L26 262ZM30 264H31V263H30ZM213 264H214V263H213Z\"/></svg>", "mask_w": 264, "mask_h": 264}]
</instances>
